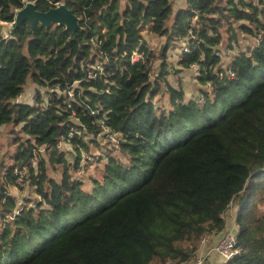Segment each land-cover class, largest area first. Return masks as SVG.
Wrapping results in <instances>:
<instances>
[{
	"label": "trees",
	"instance_id": "1",
	"mask_svg": "<svg viewBox=\"0 0 264 264\" xmlns=\"http://www.w3.org/2000/svg\"><path fill=\"white\" fill-rule=\"evenodd\" d=\"M175 1L0 0L8 24L27 2L79 18L75 34L27 21L0 33V127L24 135L13 155L0 152V264H187L226 229L231 204L241 252L223 264H264V0ZM145 33L164 40L163 59L190 49L174 73L197 71L198 100L168 83L171 64L153 72ZM29 81L35 103L18 102ZM164 93L168 110L153 102ZM99 137L114 149L87 189L81 152L93 157ZM62 143L77 151L72 163ZM41 150L62 166L59 181ZM22 177L34 205L10 194Z\"/></svg>",
	"mask_w": 264,
	"mask_h": 264
},
{
	"label": "rangeland",
	"instance_id": "2",
	"mask_svg": "<svg viewBox=\"0 0 264 264\" xmlns=\"http://www.w3.org/2000/svg\"><path fill=\"white\" fill-rule=\"evenodd\" d=\"M145 32V30H144ZM3 37H7L9 34H6L5 32H1ZM146 34V33H145ZM146 37L149 40L150 48L154 50V52L158 53V61L154 64L153 72L158 73L160 69V62L165 61L168 64H171L169 68V73L167 76V81L170 83V85L174 86L175 88L182 87L184 90V100L189 101L190 99H196L198 100L199 97V90L202 87L196 80L197 78V71L185 69L181 71V73H174L178 67H177V55L180 53V47L178 45H173L170 48H168L166 53V58L163 59L161 56H159V51L163 48L164 40L162 38H153L149 34H146ZM244 43H241L240 47L244 48ZM236 54V47L229 49V57L225 59H230L232 56ZM168 66V65H167ZM157 76V75H156ZM155 75L152 76V78L156 77ZM34 85L29 81L27 85L24 87L23 92L18 99L21 103H28L33 104L34 103V97H35V90L32 89ZM204 88V87H203ZM211 90V88H208ZM207 89V90H208ZM200 100V99H199ZM153 102L161 108L168 110L169 105V95L168 93H164V95L157 96L153 99ZM20 127H14V126H5L0 127V152L6 154V156H11L15 152V146L13 142L16 140L19 136H24L23 134L19 133ZM98 144L100 145L101 149H95L94 146L91 147V154L93 157H91L89 154L85 152H81V167L79 170H77L76 177L79 176V179L83 182L84 188L90 189L92 187L91 178H97L100 179V172L103 168L105 159H102L100 161V155L104 153L103 151L105 148L114 149V140L111 138H102L99 137L97 139ZM59 151L64 156L65 160L67 162L72 163L77 156V151L75 148L71 147L68 144L62 143L59 147ZM117 151H113L112 154H117ZM41 157L43 158V162L45 165L48 166V173L51 177L55 178V180L59 181L60 176L62 173V166L58 163L52 162L50 159V155H48L47 152L44 150L40 151ZM23 174V173H22ZM28 176V175H27ZM73 176H75L73 174ZM78 178V177H77ZM23 180V177H22ZM20 183V185L12 186L10 189V194L16 198L18 206L22 205H34L35 202H38L40 198L34 193L33 186L25 185ZM25 186V187H23ZM237 215V207L235 204H231L229 209L224 213L223 217L226 222V229L225 230H231L234 228L235 224V217ZM235 230V228H234ZM212 241L208 238L206 243L202 246V250H200L201 255L203 256V264H218L221 263V259L219 255L215 254L211 251V248H213ZM196 252V253H197ZM192 264V261L187 263Z\"/></svg>",
	"mask_w": 264,
	"mask_h": 264
},
{
	"label": "water",
	"instance_id": "3",
	"mask_svg": "<svg viewBox=\"0 0 264 264\" xmlns=\"http://www.w3.org/2000/svg\"><path fill=\"white\" fill-rule=\"evenodd\" d=\"M24 21H27L31 28L36 23L43 26H50V24H57L64 26L66 30L75 34L79 28V18L69 10L63 3H59L55 7L47 11H38L34 2H27L25 5L15 11L14 22L12 26L2 28L0 30L6 34L15 31Z\"/></svg>",
	"mask_w": 264,
	"mask_h": 264
},
{
	"label": "built area",
	"instance_id": "4",
	"mask_svg": "<svg viewBox=\"0 0 264 264\" xmlns=\"http://www.w3.org/2000/svg\"><path fill=\"white\" fill-rule=\"evenodd\" d=\"M58 5V4H57ZM0 25H9L12 26L13 23H5L0 21ZM189 48L186 46L183 49H180V53L178 55V59H180V56L182 53H188ZM220 53H217L219 55ZM142 59V55L134 53L132 56L133 61H139ZM197 68V67H194ZM229 76H232L231 73H228ZM36 92V90H35ZM22 94V93H21ZM21 94L19 95L18 99L20 98ZM37 92L34 97V103H35V98H36ZM68 98H72L71 92H67ZM17 99V101H18ZM203 102V100H201ZM19 102V101H18ZM33 103V104H34ZM114 138V136L112 137ZM114 140V139H113ZM18 183L23 184V180L19 179ZM24 185V184H23ZM208 237H204L201 242H200V250H202V246L206 243ZM200 250L195 254L192 264H203V256H198L199 254L201 255ZM211 251L214 252L215 254L219 255L221 259V264L226 263L230 259H232L234 256L238 255L241 252V247L238 245V240H237V233L235 230H224L217 242L214 244L213 248H211Z\"/></svg>",
	"mask_w": 264,
	"mask_h": 264
},
{
	"label": "crops",
	"instance_id": "5",
	"mask_svg": "<svg viewBox=\"0 0 264 264\" xmlns=\"http://www.w3.org/2000/svg\"><path fill=\"white\" fill-rule=\"evenodd\" d=\"M125 2H126V0H120L121 6H124ZM185 2H186V0H176L175 1V9L183 7L185 5ZM5 27H9V25H2V28H5ZM1 32L2 31L0 30V33ZM32 89L36 90V86L34 85V87ZM234 228H235V230L237 229L236 224H234ZM234 228L231 230H234ZM220 235H221V233L213 234V235L208 236V238L212 241V244L214 245L217 242V240L219 239Z\"/></svg>",
	"mask_w": 264,
	"mask_h": 264
}]
</instances>
